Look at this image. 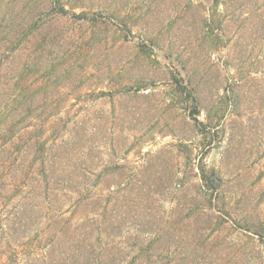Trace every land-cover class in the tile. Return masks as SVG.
<instances>
[{"label": "rangeland", "instance_id": "rangeland-1", "mask_svg": "<svg viewBox=\"0 0 264 264\" xmlns=\"http://www.w3.org/2000/svg\"><path fill=\"white\" fill-rule=\"evenodd\" d=\"M0 24V210L26 224L0 264H264V0H0Z\"/></svg>", "mask_w": 264, "mask_h": 264}, {"label": "trees", "instance_id": "trees-1", "mask_svg": "<svg viewBox=\"0 0 264 264\" xmlns=\"http://www.w3.org/2000/svg\"><path fill=\"white\" fill-rule=\"evenodd\" d=\"M214 2L216 4H218L219 0H214ZM55 12L58 14H68V12L65 10V8L60 4V2H58V7L57 9H55ZM35 25V24H34ZM32 26L29 29L34 30L35 28H37V26ZM7 29L5 28L3 25L0 24V34L3 32H6ZM184 81V79H183ZM192 83L191 78L189 77V79L186 82V85L183 86L185 91H181L180 89H178V91L180 92V94H185L187 93L188 95H191V97H194V95H192L191 91L187 89V86H189ZM179 86H182V83H177ZM195 100V114H200L201 113V109L199 107L198 104V99L196 97H194ZM14 112V109H6L3 112H1L0 117L2 118V121L0 120V140H3V146H6L7 143L9 141H11L15 134H16V128L17 126H19L22 121L19 122H15L13 123L9 118L12 116ZM197 125L196 127L199 128L200 132H206L209 128V125L203 122H199L197 121ZM5 150L4 153H6L7 149H3ZM8 152V151H7ZM205 163H202L201 165H199V171H200V176H201V180L205 183L204 187H207V189L210 190H218L221 186H222V179L219 176L218 172H216V170H211L206 171V167H205ZM24 216L21 217H17L16 215L13 216V219L11 220L10 218L8 220H6V218L2 215V212L0 210V242H6L9 243V239L10 238H14L16 234H18V229L21 230L22 227H26V224L24 225ZM86 237V236H85ZM99 242H101V239H98ZM84 241L87 243V239H84ZM156 242L150 241L149 247H152ZM102 245V244H101ZM7 248L11 249V260H13V262L17 261V258L15 253L16 251L13 250L11 248L10 245L7 246ZM148 250H150V248H148ZM108 255V252L104 249H101L98 253V264H106V257Z\"/></svg>", "mask_w": 264, "mask_h": 264}]
</instances>
